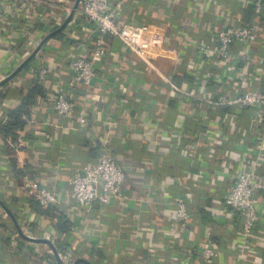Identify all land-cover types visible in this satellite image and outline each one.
Instances as JSON below:
<instances>
[{
	"label": "crops",
	"instance_id": "0c3cea01",
	"mask_svg": "<svg viewBox=\"0 0 264 264\" xmlns=\"http://www.w3.org/2000/svg\"><path fill=\"white\" fill-rule=\"evenodd\" d=\"M75 1L47 0L49 24L40 22V29L28 33L23 30L22 12L0 21V82L54 32L14 77L0 85V122L8 120L9 112L33 86L40 83L44 88L22 115L25 127L15 129V135L0 134V198L24 231L49 237L58 249L68 248L75 260L169 264L173 255L165 246L173 243L169 238L173 192L182 187L199 206L202 223L194 218L182 233L178 230L173 261L188 262L186 246L199 240L222 245L221 259L234 264L238 260L235 241L243 231L241 219L225 205V195L244 162L256 158L253 138L264 132V122H253L248 109L235 113L231 105L202 110L195 78L188 71L194 54L189 50L179 59L175 50L185 45V31L192 37L201 30L209 32L227 21L228 12L245 18L252 12V20L264 29V3L262 13H257L250 0H125L123 20L161 26L168 34L167 46L173 49L144 58L107 34L108 51L98 64V77L86 85L74 77L69 62L76 55H93L97 38L93 26L84 28L85 19L77 12L63 29L59 27L67 17L61 25L52 26L54 14L59 16L67 8L71 13ZM29 39L36 43L30 49ZM251 51L262 66L264 51L258 45ZM43 64L49 69L46 76L40 74ZM253 66L249 63L247 72ZM57 91L77 102L72 116L54 109L52 98ZM81 114L87 116L84 124ZM239 116L242 122H237ZM241 138L246 146L238 144ZM102 145L110 146L126 166L124 197L83 209L73 197L69 179L78 168L97 160ZM259 173L264 177V165ZM28 177L39 178L56 191L57 201L48 209L27 187ZM206 177L211 180L208 185L198 184ZM258 194L263 197L264 190ZM63 221L74 229L60 231ZM259 235L264 245V221ZM49 247L22 236L0 204V264H43ZM255 251L247 249L241 264L262 263Z\"/></svg>",
	"mask_w": 264,
	"mask_h": 264
},
{
	"label": "built area",
	"instance_id": "2783aa9c",
	"mask_svg": "<svg viewBox=\"0 0 264 264\" xmlns=\"http://www.w3.org/2000/svg\"><path fill=\"white\" fill-rule=\"evenodd\" d=\"M207 1L211 0H195L196 3ZM124 2L125 0H80L75 13L84 17V28L93 26L97 38L93 55L91 57L73 56L69 62V68L74 77L86 85L93 84L98 77V64L104 60L108 51V46L105 44L107 34L118 37L125 48L144 58L155 57L173 49L167 46L168 34L161 26L138 20L125 22L121 14ZM249 2L253 4L257 13H262L264 0ZM68 10L70 8L59 16L54 14L53 27L63 23L70 14ZM16 12L23 14L25 33L32 28L40 29V22L49 24L46 21L50 16L47 0H0V21ZM226 19L222 26L211 28L207 32L206 39H196L185 31L186 43L182 49H176L175 52L179 59L183 58L189 50H192L194 54L189 60L188 71L195 78V91L199 93L200 98L198 105L202 110L231 105L235 108V113L240 114L242 110L248 109L251 110L253 122H264V92L255 87L256 83L264 79V62L260 63L263 64L262 66L258 65L251 51L255 45L264 51V29L257 22L231 12L227 13ZM32 44L36 45L34 39H29L27 48L30 49ZM251 62L254 63V68L247 72ZM48 71V67L44 64L40 66L41 75L46 76ZM52 103L54 109L62 116H72L77 110V102L63 91H57L54 94ZM188 115L191 116L192 113L188 112ZM80 117L82 124L87 122L85 114H81ZM253 142L254 146L251 149L255 151L256 158L244 162L224 200L227 208L241 219L243 231L235 241L238 260L234 264H241L244 252L247 249L255 250L256 245L263 240L256 231L264 221V201L258 194V190H264V177L259 173V167L264 165V132L255 134ZM238 144L246 146L244 138H241ZM126 178V166L118 160L117 153L110 146L102 145L99 148L97 160L78 168L69 179V183L77 205L88 209L96 204L102 205L122 200ZM26 181L27 187L37 197L43 208L48 209L57 201L56 191L41 184L39 178L28 177ZM210 181L206 177L198 184L208 185ZM179 189L181 190L173 198L175 210L170 220V229L173 232L169 238L173 240V243L165 246V250L171 251L173 255L169 264H227L221 259L222 253L215 242L203 244L198 240H194L191 246H186L185 255L188 262L173 261L179 232L182 233L193 219V197L186 189L185 191H182V187ZM25 232L34 236L28 230ZM183 241L184 238L181 237L180 243L182 244ZM66 249V251L58 249L60 256L65 264H72L75 257L68 248ZM48 251L54 254L51 247ZM52 261L53 259L49 257L43 264H51Z\"/></svg>",
	"mask_w": 264,
	"mask_h": 264
},
{
	"label": "trees",
	"instance_id": "16d2710c",
	"mask_svg": "<svg viewBox=\"0 0 264 264\" xmlns=\"http://www.w3.org/2000/svg\"><path fill=\"white\" fill-rule=\"evenodd\" d=\"M231 14L236 15L235 12H231ZM250 15H252V12ZM250 15H247L246 19L250 20V21H254V20H252ZM242 16L244 17V15H242ZM207 36H208V33L204 30H201V31L197 32V34L195 35V38L196 39H204V38L206 39ZM255 87L264 92V80L261 81L260 83L259 82L256 83ZM43 93H44V88L42 87V85L40 83L36 84L29 91H27L25 93V97H24L22 103L18 107H16L14 110H11L9 112L8 120L6 122H0V134H2V135H9V134L15 135V129L25 127L26 121L24 120L22 115L24 113L28 112V108L31 106V103L34 101V97L38 94H43ZM243 115H245V114H243ZM242 116L238 117L237 122H242L240 120V118L242 119ZM179 188L180 187H176L174 189L175 192H173V193L176 194L177 192H179L181 190ZM198 196H199V194L196 195V197H198ZM261 196L262 195H260V197ZM193 203H194V199H193ZM193 203H192L193 219L195 218V220H197L198 223H202V215H201V211L199 209V206L197 204H193ZM59 229H60V231H63L66 233L72 229V225L66 221H63V223H60ZM256 234L259 235V227L256 231ZM216 245H217L218 249H224L222 245H220V246H219V244H216ZM58 247L61 251L62 248L60 246H58ZM254 254L258 258H260V261H262V263L264 264V245L263 244L260 245V243H258L256 245V251ZM44 257H45V259L49 258V257L52 258L53 261L51 262V264H56L55 260L53 258L54 256L51 255L49 252H47V254H45ZM80 264H90V263L88 261L84 260V261H81Z\"/></svg>",
	"mask_w": 264,
	"mask_h": 264
},
{
	"label": "water",
	"instance_id": "95a60500",
	"mask_svg": "<svg viewBox=\"0 0 264 264\" xmlns=\"http://www.w3.org/2000/svg\"><path fill=\"white\" fill-rule=\"evenodd\" d=\"M79 3L80 0H76L75 4L73 6V9L71 11V13L69 14V16L66 18V20L64 21V23L59 27V30L63 29L72 19L75 11L77 10V8L79 7ZM54 32H52L51 34H49L48 36H46L41 43L36 47V49L32 52V54H30V56H28L25 61L10 75L6 76L1 82L0 85L5 83L6 81L10 80L12 77H14L35 55L36 53L41 49V47L44 45V43L46 42V40L53 34ZM0 204H2L4 206V208L7 210V212L10 214V216L13 218L14 222L17 225V228L20 232V234L22 236H24L25 238L29 239V240H33L36 242H44L47 243L51 249L54 252V255L56 257V260L58 262V264H65L60 256V252L58 250V248L56 247V245L54 244V242L49 238V237H38V236H30L28 234L25 233V231L23 230L22 226L20 225V223L18 222L15 214L12 212V210L5 205V203L3 202V200L0 198ZM86 261V259L84 258H78L77 260H75L72 264H78L81 261Z\"/></svg>",
	"mask_w": 264,
	"mask_h": 264
},
{
	"label": "rangeland",
	"instance_id": "374dc122",
	"mask_svg": "<svg viewBox=\"0 0 264 264\" xmlns=\"http://www.w3.org/2000/svg\"><path fill=\"white\" fill-rule=\"evenodd\" d=\"M50 248V247H49ZM49 248H48V250H49ZM49 252V251H48ZM51 255H53L54 256V254H52L51 252H49Z\"/></svg>",
	"mask_w": 264,
	"mask_h": 264
}]
</instances>
